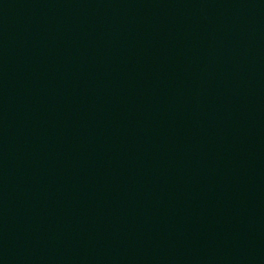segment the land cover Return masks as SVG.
Listing matches in <instances>:
<instances>
[{
	"label": "water",
	"instance_id": "1",
	"mask_svg": "<svg viewBox=\"0 0 264 264\" xmlns=\"http://www.w3.org/2000/svg\"><path fill=\"white\" fill-rule=\"evenodd\" d=\"M0 264H264V0H0Z\"/></svg>",
	"mask_w": 264,
	"mask_h": 264
}]
</instances>
